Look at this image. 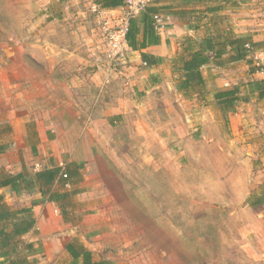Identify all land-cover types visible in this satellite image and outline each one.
<instances>
[{"label": "crops", "instance_id": "obj_1", "mask_svg": "<svg viewBox=\"0 0 264 264\" xmlns=\"http://www.w3.org/2000/svg\"><path fill=\"white\" fill-rule=\"evenodd\" d=\"M233 1L153 0L130 20L111 72L90 8L119 13L121 0H31L36 18L0 38V182L22 174L30 186H0V203L30 209L34 224L6 249L0 239V264H73L67 246L103 261L85 237L103 232L89 216H103V190L112 194L108 153L124 152L130 166L133 153L152 167L162 159L170 179L175 151L186 161L205 141L219 153L223 133L244 163H259L243 208L229 212L251 217L243 236L255 241L264 228V71L251 63L263 58L264 0ZM54 169L48 186L33 178ZM8 225L0 221V233ZM67 226L83 236L60 243Z\"/></svg>", "mask_w": 264, "mask_h": 264}, {"label": "rangeland", "instance_id": "obj_2", "mask_svg": "<svg viewBox=\"0 0 264 264\" xmlns=\"http://www.w3.org/2000/svg\"><path fill=\"white\" fill-rule=\"evenodd\" d=\"M30 2L0 0L3 41L22 33L25 23L36 18ZM219 138V153L205 141L190 147L186 161L175 151L170 179L158 167L162 159L152 167L144 164L142 153L139 158L133 153L130 166L124 152H109L113 195L103 190V216H89V223L100 225L103 232L85 237L94 258L111 264H264V228L257 235L252 232L255 241L246 239L243 228L251 217L229 214L243 208L259 163L253 159V166L246 164L248 156L242 151L229 150L232 136L223 133ZM89 223H82V230ZM72 228L56 233L57 241L83 236L82 230Z\"/></svg>", "mask_w": 264, "mask_h": 264}, {"label": "built area", "instance_id": "obj_3", "mask_svg": "<svg viewBox=\"0 0 264 264\" xmlns=\"http://www.w3.org/2000/svg\"><path fill=\"white\" fill-rule=\"evenodd\" d=\"M121 11L111 13L98 6L92 5L90 10L96 17V25L100 37L106 47V61L111 72L115 70L116 60L127 49V32L130 20L144 11L153 0H121ZM239 2V0H236ZM263 58H255L252 63L258 69L257 72L264 71ZM66 175H63L65 178Z\"/></svg>", "mask_w": 264, "mask_h": 264}, {"label": "trees", "instance_id": "obj_4", "mask_svg": "<svg viewBox=\"0 0 264 264\" xmlns=\"http://www.w3.org/2000/svg\"><path fill=\"white\" fill-rule=\"evenodd\" d=\"M235 4L233 0H227ZM128 37V32L127 36ZM251 47V46H250ZM249 45H247V49H251ZM253 70L258 71L256 67L253 66L251 63ZM57 173V169L53 171L45 170L39 173H35L33 175L34 180L38 183H44L48 186L51 183L53 176ZM0 186H10L12 190L18 191L21 189V186L28 188L30 186V182H27L25 178H23L22 174L13 175V176H5L4 179L0 182ZM58 197L57 195H54ZM51 201L55 198L50 197ZM5 205L0 203V221L8 222L10 231L8 233L1 232L0 239H1V248H7L11 240H13L17 236H21L22 234L26 233L34 224V220L32 219V214L30 209H21V210H7ZM25 249L30 252L32 250L30 244L25 245ZM67 250L73 254L75 259V263L73 264H111L109 261H99L93 262L91 259V252L86 249H82L81 253H76L73 249L68 248ZM81 257V262L78 263V258ZM27 256L22 258H18L17 260L13 259L10 261L9 264H29L27 261Z\"/></svg>", "mask_w": 264, "mask_h": 264}]
</instances>
